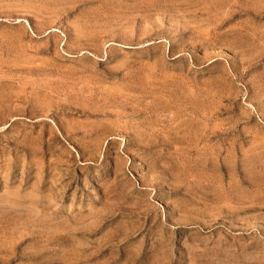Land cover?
<instances>
[{
    "label": "rangeland",
    "instance_id": "1",
    "mask_svg": "<svg viewBox=\"0 0 264 264\" xmlns=\"http://www.w3.org/2000/svg\"><path fill=\"white\" fill-rule=\"evenodd\" d=\"M0 264H264V0H0Z\"/></svg>",
    "mask_w": 264,
    "mask_h": 264
},
{
    "label": "bare ground",
    "instance_id": "2",
    "mask_svg": "<svg viewBox=\"0 0 264 264\" xmlns=\"http://www.w3.org/2000/svg\"><path fill=\"white\" fill-rule=\"evenodd\" d=\"M13 252V251H12Z\"/></svg>",
    "mask_w": 264,
    "mask_h": 264
}]
</instances>
